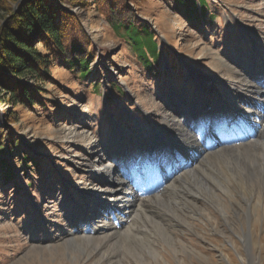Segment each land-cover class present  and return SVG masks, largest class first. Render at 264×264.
<instances>
[{"label": "rangeland", "instance_id": "obj_1", "mask_svg": "<svg viewBox=\"0 0 264 264\" xmlns=\"http://www.w3.org/2000/svg\"><path fill=\"white\" fill-rule=\"evenodd\" d=\"M79 1L63 0L62 5L82 17L95 44L89 77L82 79L56 63L51 69L53 80L40 84L46 93L45 108L22 110L0 100V128L14 130L20 142L13 156L4 155L9 167L0 166V264H264V212L259 211L249 227L247 206L237 186L219 198L221 207L190 197L193 181L216 175L211 157L167 190L175 194L173 200L187 197L192 211L168 209L170 199L159 195L133 215L132 231L114 237L97 257L89 253L95 250L92 243H86V250L62 249L75 230H87L105 217L102 209L110 202L102 189L116 175L132 170L140 148L139 125L162 129L171 101L197 95L207 105L216 98L241 113L244 86L228 66L250 64L257 71L264 67V0H207L208 15L214 16L194 24L171 0H146L140 15L155 32L160 49L151 71ZM197 75L203 76V84L197 83ZM211 78L206 90L205 81ZM222 112L217 117L229 116L226 107ZM10 118L15 120L9 122ZM176 132L172 127L171 135ZM20 151H26L35 164L23 162ZM174 161L168 165L175 168ZM8 169L12 177L6 181ZM71 205L76 211L73 227L68 216ZM159 210L168 212L174 229H157L155 242L135 236V228L150 229L148 216ZM249 229L251 242L246 249L242 235Z\"/></svg>", "mask_w": 264, "mask_h": 264}, {"label": "bare ground", "instance_id": "obj_2", "mask_svg": "<svg viewBox=\"0 0 264 264\" xmlns=\"http://www.w3.org/2000/svg\"><path fill=\"white\" fill-rule=\"evenodd\" d=\"M228 68L235 79L241 81L244 86L241 113L231 110L216 98L212 104L207 105V101L197 95V98H189L187 101H171L165 110L166 116L162 118V129L147 128L143 123L139 125L141 152L137 153L130 174L116 175L112 182L102 189L106 201L110 202L103 208L105 217L87 230H75L64 245L60 244L62 249L86 250V243H92L95 250L89 253L98 254L114 237L132 231L130 220L132 222L133 215L141 210L142 204L159 195L170 199L169 203H166L168 209L178 211L188 208L192 211L186 205L187 197L185 199L184 196H179L173 200L175 194L167 193V190L179 183V177L189 175L199 162L208 157L214 159L212 170L216 175L200 176L198 180L189 182L194 185L193 188L190 187L194 189L190 195L191 199L205 198L208 203L221 207L219 198L229 195L233 186H237L247 206L244 213L250 221L249 227L252 218L257 216L259 211L264 212V67L257 71L250 64L233 63ZM196 77L197 83H204L201 79L203 76ZM204 86L207 90L208 86ZM224 107L229 109V116L217 117ZM118 127L116 130L120 135ZM172 127H175L176 135H171ZM217 128L218 132L215 134ZM232 128L234 132H230ZM212 129L214 130L211 131ZM122 152L123 150L119 158L122 157ZM219 156H223L225 161L222 162ZM174 159L175 168L168 165ZM180 160V165H176ZM117 162L115 159L113 164L116 166ZM140 171L145 174L138 179ZM186 181L184 180V183H187ZM71 207L68 216L73 222V227L76 224V211L72 205ZM167 213L159 210L155 215L148 216L152 219L150 229L135 228L134 235L139 234L142 236H139L140 238L155 242L153 238L158 232L157 229L170 232L175 227ZM223 213L226 214L224 210ZM242 240L248 249L251 242L250 229L243 232Z\"/></svg>", "mask_w": 264, "mask_h": 264}, {"label": "trees", "instance_id": "obj_3", "mask_svg": "<svg viewBox=\"0 0 264 264\" xmlns=\"http://www.w3.org/2000/svg\"><path fill=\"white\" fill-rule=\"evenodd\" d=\"M145 1L80 0L77 4L101 17L136 61L151 71L157 65L160 50L155 32L140 15ZM171 1L190 24L214 16L208 15L207 0ZM62 2L0 0V100L13 108L33 110L35 105L45 108L46 93L40 84L53 80V64L63 65L82 79L92 73L95 44L82 24V17ZM91 85L96 87L95 83ZM12 120L15 119L10 118L9 122ZM19 143L14 130L0 128L1 167H9L4 155L13 156ZM20 157L23 162L35 164L26 151H20ZM6 174L7 181L12 172Z\"/></svg>", "mask_w": 264, "mask_h": 264}]
</instances>
